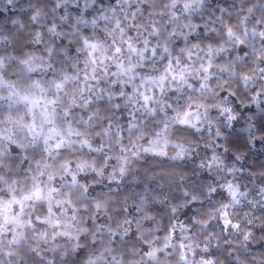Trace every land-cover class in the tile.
<instances>
[{"label":"clouds","instance_id":"9594fccd","mask_svg":"<svg viewBox=\"0 0 264 264\" xmlns=\"http://www.w3.org/2000/svg\"><path fill=\"white\" fill-rule=\"evenodd\" d=\"M0 264H264V0H0Z\"/></svg>","mask_w":264,"mask_h":264}]
</instances>
